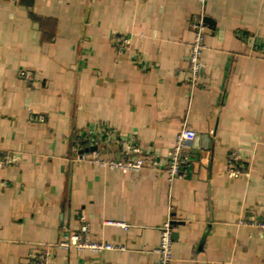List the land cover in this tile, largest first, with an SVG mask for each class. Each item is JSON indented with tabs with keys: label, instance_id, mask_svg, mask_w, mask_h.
Instances as JSON below:
<instances>
[{
	"label": "crops",
	"instance_id": "1",
	"mask_svg": "<svg viewBox=\"0 0 264 264\" xmlns=\"http://www.w3.org/2000/svg\"><path fill=\"white\" fill-rule=\"evenodd\" d=\"M184 126L191 161L172 182L163 164L124 174L71 159L76 137L104 128L161 162ZM0 149L18 156L0 172V264L47 250L49 264H154L169 214L171 264H264V228L247 221L264 216V0H0ZM232 152L246 177L229 176ZM82 222L123 251L54 248Z\"/></svg>",
	"mask_w": 264,
	"mask_h": 264
},
{
	"label": "built area",
	"instance_id": "2",
	"mask_svg": "<svg viewBox=\"0 0 264 264\" xmlns=\"http://www.w3.org/2000/svg\"><path fill=\"white\" fill-rule=\"evenodd\" d=\"M204 2L205 0H197V3L201 6H203ZM192 30L194 37L189 44L188 76L186 78L190 94L202 87L200 82L203 72L201 57L205 48L204 17L202 15L193 19ZM116 42L118 43V48H126L129 44V40L124 37L116 39ZM255 49L253 47L252 51L255 52ZM34 119L39 122L44 121L41 116H37ZM114 136L110 129L101 128L94 134L87 133L84 136L76 137L71 144V159L77 163L85 162L101 168L117 169L124 174L137 172L145 167L157 168L163 164L167 181L172 182L175 179L185 177L186 167L191 161V156L186 151V148L196 134L193 130L185 126L182 127L176 135L175 142L168 156L161 162H157L153 156H146L132 135L125 138H115ZM117 154L118 158L116 157ZM17 159L18 156L14 152L0 149V172L12 165ZM227 171L229 176L233 178H237L240 175L245 177L248 175L245 166L241 164L237 152H232L229 155ZM247 221H250L249 223L254 227L264 228V216L258 218L250 217ZM247 221L243 223L247 224ZM174 224L175 222L169 214L166 221L159 228L158 243L153 250L156 260L154 264H171V247L175 235ZM88 230V224L82 222L76 231L65 233L55 244L54 248L62 250L75 248L96 253L108 250L123 251V248L110 243L86 239L85 235ZM50 261L51 252L47 250L35 259L34 264H49Z\"/></svg>",
	"mask_w": 264,
	"mask_h": 264
}]
</instances>
